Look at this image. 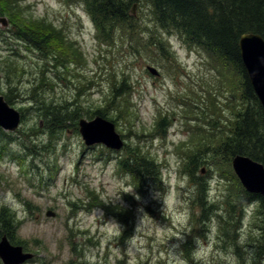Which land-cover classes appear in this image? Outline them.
Listing matches in <instances>:
<instances>
[{"label": "rangeland", "instance_id": "374dc122", "mask_svg": "<svg viewBox=\"0 0 264 264\" xmlns=\"http://www.w3.org/2000/svg\"><path fill=\"white\" fill-rule=\"evenodd\" d=\"M22 2L27 9L15 19L24 12L36 19H46L64 29L65 36L78 41L84 53L85 58H78L83 63L78 79L74 74L73 78L64 77L59 81L57 74L63 70L46 65L52 69L49 74L53 76L58 98L75 99L80 81L85 84L87 79L95 81L96 84L90 89L87 87L81 97L85 110H95L104 105L110 93L111 75L116 72L120 76L125 71L132 74L135 81L133 109L139 118L137 129L144 126L146 132H150L160 114L167 116L171 124L165 139L148 137L143 141L146 152L158 161L163 174L162 183L149 184L143 194L136 191L131 176L118 171V154L122 151L107 152L108 149L99 145L87 147L79 131L62 134L56 152L52 153L51 150L43 151L41 146L34 152L29 144L24 145L21 131L35 123L34 116L28 113L18 132L0 129V208L9 207L23 221L15 236L36 255L37 259L28 264H251L253 256L263 257L264 241L260 239L264 236V217L259 206L245 199L226 201L228 187L220 182L214 166H207L208 171L201 174L208 187L205 203H196L193 200L197 194L196 185L181 171L185 153L191 147L185 144L193 134L191 127L196 125V117L208 119L210 115L203 105V110L187 114L191 112L183 103L188 100L186 98L191 100L194 93L207 98L205 89L216 74L208 57L197 49L188 48L174 35L170 44L176 60L160 55L131 58L128 51L120 50L119 42L112 47L99 39L81 3L71 0ZM8 8L5 3L1 6L4 11ZM140 11L149 24V12L136 7L137 17ZM0 18H6L8 22L7 27L0 23V31L5 30L6 34V30L14 25L8 15ZM25 47L17 45L13 39L5 44L0 39V95L9 93L10 85L4 78L7 64L18 59V65L24 66V75L19 81L12 82L16 87L11 94L15 102L12 107L17 110L26 100L28 90L38 84L35 78L45 68V61ZM14 54H18L17 58H12ZM147 65L156 67L161 75L153 77L146 71ZM43 89L52 93L51 87ZM231 96L224 90L218 93L216 100L218 114L226 119L225 124H228L227 119L234 118L226 104V98ZM39 122L43 127V121ZM116 130L125 146L135 142L133 135L125 138L128 132L124 124L120 128L116 126ZM3 133L10 139H5ZM45 140L44 134L36 138L38 144L41 141L46 144ZM27 148L33 156L28 155ZM229 169L233 171L232 164ZM89 192L97 194L106 203L132 209L134 220L130 223L133 227L125 234L127 239H122L128 229L126 225L117 217L107 215L93 201L87 203ZM124 195L131 196V201L125 200ZM253 207L254 210L258 207L255 215L253 211L249 212ZM206 210L208 222L203 216ZM48 211L56 213L55 217H47ZM188 240L192 251L190 261L184 255L187 252L184 244Z\"/></svg>", "mask_w": 264, "mask_h": 264}, {"label": "trees", "instance_id": "16d2710c", "mask_svg": "<svg viewBox=\"0 0 264 264\" xmlns=\"http://www.w3.org/2000/svg\"><path fill=\"white\" fill-rule=\"evenodd\" d=\"M71 1L84 6L101 41L112 44V47L119 42L120 50L128 51L131 58H154L153 55H160L164 59L176 60V53L170 44L174 35H177L188 48L197 49L208 57L216 77L213 76L211 85L205 89L207 98L198 97L199 95L194 93L191 100L186 98L188 100H184L183 103L191 112L187 114H195L196 110H203L201 108L203 105L210 111V115L208 119L206 116L196 117V125L191 127L193 134L189 143L185 144L191 147L185 153L181 171L185 172L196 185L197 194L193 199L196 203L203 204L206 198L208 182L201 176L202 170L205 168L207 172V166H214L220 176V182L228 187L226 201L245 199L249 203H257L264 217V198L247 193L234 172L229 169L235 155L248 156L264 165V109L248 80L239 49V41L243 34L254 33L264 38V0ZM4 3L9 6L7 11L1 9ZM134 4H137V9L143 8L149 12V24L145 22L142 11L138 17L133 16ZM25 9L27 7L23 5L22 0H0V16L8 15L14 25L6 30V34L5 30L0 31L1 41L5 44L13 39L17 45H25L28 51L45 61V68L35 78L38 84L28 90L26 100L18 107L21 122L26 121L27 113L34 116L35 120L32 126L21 131L24 145L29 144L28 147L34 152L41 146L40 149L43 151L51 150L55 153L62 134L69 131L78 133L80 119L86 117L90 120L95 116H101L113 122L118 128L124 124L128 132L125 138L134 136L135 142L126 145L118 154V171L132 177L139 194H143L149 184H161L162 168L158 161L146 152L142 144L148 137L166 138L171 126L167 116L162 117L160 114V118L156 120L151 130L153 133L146 132L144 126L140 130L137 129L139 118L136 110L133 109L135 81L132 80V74L125 71L121 72L120 76L116 72L111 75L110 93L106 96L104 105H100L101 107L95 110H85L86 107L81 101L86 88L93 87L95 81L87 79L86 84L80 81L76 86L75 99L58 98L56 91L54 92L53 76L49 74L52 69L46 68V65L50 64L53 69L63 70L62 73L57 74L59 81L64 77L73 78L74 74L75 79H78L81 77L80 69H83V63L79 60L85 58L84 53L79 48L78 41L71 39L67 34L65 36L64 29L46 19H36L25 12L15 19ZM65 48H68L67 51L64 50ZM17 55L14 54L12 58H17ZM17 62L19 60L15 59L13 64H7L8 69L4 70V78L10 86L9 93L3 96L11 106L15 103L11 94L16 90L12 82L19 81L25 73L24 66H19ZM216 65L218 66L215 67ZM43 87H51L52 93H46ZM224 90L232 94L231 97L226 98L227 107L234 116L233 119H227L228 124H225L226 119L220 116L221 113L218 114L219 107L216 104L218 93L221 94ZM39 120L43 121V127ZM40 128L43 129L41 132L34 133ZM40 134H44L46 144L44 141L37 143L36 138ZM2 136L10 139L7 134L3 133ZM107 152L113 151L107 150ZM27 153L34 155L29 148ZM103 153L104 151L101 154ZM87 197L89 201L87 203L93 201L97 207L103 208L107 215L117 217L128 227L122 236L123 240L127 239L125 234L133 227V223H130L134 220L132 209L122 204L106 203L93 192H89ZM124 197L125 200L131 201V196L124 195ZM90 207L94 206L90 205ZM203 216L204 221L208 222L207 210ZM22 223L23 221L9 207L0 208V238L7 235L14 245H21L26 249V245L18 242L15 236ZM260 241H264V236ZM184 249L187 250L184 254L185 258L190 261L189 256L192 251L189 240L184 244ZM224 253L226 255V251ZM262 261H264V250L263 257L253 256L251 264H263Z\"/></svg>", "mask_w": 264, "mask_h": 264}, {"label": "water", "instance_id": "95a60500", "mask_svg": "<svg viewBox=\"0 0 264 264\" xmlns=\"http://www.w3.org/2000/svg\"><path fill=\"white\" fill-rule=\"evenodd\" d=\"M135 9L136 4L132 9L133 14ZM0 23L2 26H8L6 18H0ZM239 48L249 82L264 109V38L254 33L243 34ZM147 71L155 77L160 75L152 66H148ZM20 124V112L0 95V128L8 133H14L19 129ZM79 133L88 147L103 145L113 151H120L124 147V141L116 131L115 125L101 116L92 120L81 119ZM232 166L244 189L248 193L264 198V165L247 156L236 155L232 159ZM55 215L56 213L52 211L46 213L47 217H55ZM33 258L34 254L24 252L21 245H12L6 235L0 239V260L3 264H25Z\"/></svg>", "mask_w": 264, "mask_h": 264}, {"label": "flooded vegetation", "instance_id": "af4514ba", "mask_svg": "<svg viewBox=\"0 0 264 264\" xmlns=\"http://www.w3.org/2000/svg\"><path fill=\"white\" fill-rule=\"evenodd\" d=\"M27 252H29V251H27ZM35 259H37V258H34V260H35ZM0 264H2V263L0 262ZM27 264H28V263H27Z\"/></svg>", "mask_w": 264, "mask_h": 264}, {"label": "bare ground", "instance_id": "6f19581e", "mask_svg": "<svg viewBox=\"0 0 264 264\" xmlns=\"http://www.w3.org/2000/svg\"><path fill=\"white\" fill-rule=\"evenodd\" d=\"M259 261V260H258ZM256 263V262H255Z\"/></svg>", "mask_w": 264, "mask_h": 264}]
</instances>
